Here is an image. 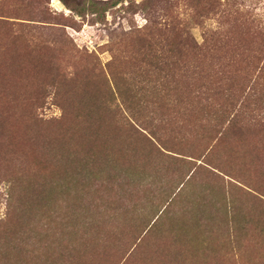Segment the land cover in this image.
Instances as JSON below:
<instances>
[{"label":"rangeland","instance_id":"1","mask_svg":"<svg viewBox=\"0 0 264 264\" xmlns=\"http://www.w3.org/2000/svg\"><path fill=\"white\" fill-rule=\"evenodd\" d=\"M241 1L233 40L211 32L225 0H0V242L14 251L36 225L35 240L60 247L54 264H264V0ZM94 153L111 156V174L158 176L83 186ZM207 185L241 194V222L255 221L234 230L211 198L203 248L208 211L191 203ZM66 242L73 259L59 255ZM46 252L23 264H47Z\"/></svg>","mask_w":264,"mask_h":264},{"label":"trees","instance_id":"2","mask_svg":"<svg viewBox=\"0 0 264 264\" xmlns=\"http://www.w3.org/2000/svg\"><path fill=\"white\" fill-rule=\"evenodd\" d=\"M226 3H229L230 5H233V7H230L228 10H220V15L222 20L220 21V23L222 24V28L219 30H215L214 32H212L213 37L215 36V39L217 37H226V36H231L232 34L234 35L233 40H237V36L236 34L238 33V25H241L239 23V21H244L243 16L240 13V8L243 4V2L241 0H225ZM222 0H219V6L221 5ZM232 25H231V24ZM220 24V25H221ZM230 24V27H228ZM228 27V28H225ZM240 32V31H239ZM207 38V37H206ZM222 39V38H221ZM234 48H235V52L236 54H239V52L237 50L238 49V44L235 43L234 44ZM257 51H259L260 53L261 50H264V38L262 40V42L260 44H258L257 46ZM264 54V53H263ZM101 163L102 165L100 166V169H96L93 163ZM115 162L113 161V159H111L110 155H97V154H92L87 156V163L86 165H84L86 169L81 167L80 170V174L78 175V179L80 180V183H82L83 186H85L87 183H92V182H96V181H106L108 179H110L112 177H121V178H126L130 177L132 179V181H136V183L133 184H145V183H152L155 182V179L157 178L158 174L151 172L149 170H145L144 173H142V171H138V170H134V172H132L130 169H128L127 167H125L126 169H128L129 171L126 170H118L116 171L114 174H111V169L110 167L115 166ZM118 166V164H117ZM159 165H157V169H161L158 168ZM121 167V166H120ZM84 169V170H83ZM156 171V169H155ZM161 171V170H160ZM196 170H193L190 174H188V176L185 178L184 181H180L182 182V184L178 187L174 188V193H176L175 195H177L178 193L180 194V196H184V193H188L189 194V189L190 186L186 183L190 178L192 179L193 175L196 173ZM213 174H217L214 171H211ZM126 175V176H125ZM225 181V180H224ZM179 182V183H180ZM193 182V181H192ZM173 184L175 182H172ZM191 183V182H188ZM195 183V182H194ZM67 185H70L69 183ZM188 185L186 188L185 186ZM184 187V188H183ZM221 187V184H220ZM219 187V195L218 194H213V188H210L207 185V188L204 190H198V193L202 192V196L198 199V203H191L192 207H194L195 210V214L197 216V213H201L204 214L206 211H208L207 214L201 215L200 217H198L196 219V226L201 227V226H205V229L201 228L199 234L201 235V239L199 241L200 247L206 248L207 244H209V240H208V235L206 234L207 232L210 231L211 227V223L215 220V217L213 215H210L209 212H211V210L209 211L207 205H209V203L207 201H209L211 198H213L216 201H221L222 204L219 203H215V210L219 213H221L227 220H231V228H234V230H236L238 225H241L243 227L245 226H250L249 223H251L252 221H255L253 219V217L255 216L253 212L247 211V217L246 219H244L241 222V216L243 213V209L247 208L246 205H244V203L241 201V194H238L237 192H234L229 189L226 190L224 189V191H222V187ZM177 188V190H176ZM84 189V188H81ZM209 192H207V190H209ZM7 206L8 209L10 210V212L15 210H19L20 206L18 204V198L16 196V189L15 186L13 184H9V186L7 187ZM85 190V189H84ZM169 189H166L164 191H168ZM216 191V189L214 190ZM218 191V190H217ZM222 192H225V195H223ZM242 192V191H240ZM238 196V198L236 197ZM172 198L167 199L168 202L171 201ZM177 202L173 203L174 204V208L178 207V205L176 204ZM172 204V205H173ZM176 204V205H175ZM167 207V206H166ZM171 207V206H170ZM164 212V210H163ZM169 212V211H168ZM245 212V211H244ZM217 213H215L216 215ZM7 215V214H6ZM81 217V214L76 213V212H72L71 214V220L75 219H79ZM94 216L86 214V215H82V220L81 221H91V219ZM250 217V218H248ZM246 220V221H245ZM5 221V215L3 217L0 218V223H3ZM241 222V223H240ZM181 224H179V228L182 229L183 228V223L182 226H180ZM182 227V228H181ZM77 230H79L78 227H76ZM76 230V231H77ZM172 231V228H171ZM262 231L264 232V229H262ZM175 235H178L177 229L174 230ZM64 237V236H63ZM37 238V233H36V225H35V233L31 234V235H27V236H20L15 238L14 242H13V247H15L16 249H14V251L12 250V248L9 246L10 242L8 241H2L0 242V259L4 261H6L7 259H10L11 255L15 254V256L18 258L17 259V264H23L25 262V259L23 258V255L27 254L30 255L31 253L35 254V257L41 256L40 254L42 253V249L45 252L46 249V253H45V262L47 264H54V259L53 256L56 254L58 245H54L48 242H40L39 240H35ZM67 245H64L66 247V250H64L63 248L59 251V255H65L68 251L72 253H75V250L77 247L74 246H68V242H66ZM24 249V250H23ZM78 249V248H77ZM16 250V251H15ZM73 250V251H72ZM22 252V255L19 252ZM66 251V252H65ZM15 252V253H14ZM18 253V254H17ZM67 254L70 259H73V255L72 254ZM18 255H21V257L23 259H21V257H19ZM63 256V257H65ZM24 260V261H23ZM64 260V259H63ZM65 263L63 262L62 264H66V260H64Z\"/></svg>","mask_w":264,"mask_h":264}]
</instances>
